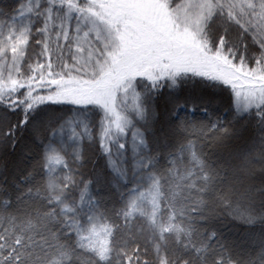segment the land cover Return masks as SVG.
<instances>
[{
    "label": "snow or ice",
    "instance_id": "snow-or-ice-1",
    "mask_svg": "<svg viewBox=\"0 0 264 264\" xmlns=\"http://www.w3.org/2000/svg\"><path fill=\"white\" fill-rule=\"evenodd\" d=\"M0 264H264V0H0Z\"/></svg>",
    "mask_w": 264,
    "mask_h": 264
},
{
    "label": "trees",
    "instance_id": "trees-1",
    "mask_svg": "<svg viewBox=\"0 0 264 264\" xmlns=\"http://www.w3.org/2000/svg\"><path fill=\"white\" fill-rule=\"evenodd\" d=\"M5 2H7V0H5Z\"/></svg>",
    "mask_w": 264,
    "mask_h": 264
}]
</instances>
